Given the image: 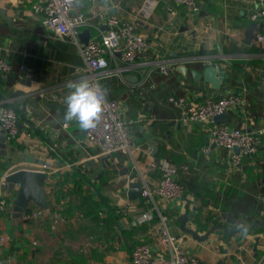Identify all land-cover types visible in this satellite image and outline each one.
Masks as SVG:
<instances>
[{"label": "crops", "instance_id": "obj_1", "mask_svg": "<svg viewBox=\"0 0 264 264\" xmlns=\"http://www.w3.org/2000/svg\"><path fill=\"white\" fill-rule=\"evenodd\" d=\"M36 2L0 0V56L12 65L10 74L0 75V109L14 107L23 126L17 140L6 144V157L0 156V184L15 171L40 169L24 162L22 153L28 149L30 156L50 166L39 183L45 206L30 201L24 213L38 210L40 217L24 220L22 215L19 223L12 224L7 209L15 192L7 196L6 189L0 188L9 201L0 215V236L10 240L9 246H0V260L9 264H130L132 248L141 240L150 243L154 256L163 253L158 244L161 214L167 218L169 234L187 255L206 264H264V139L258 152L233 170L226 151L210 146L207 154L203 152L209 143L206 126L182 121L179 109L167 102L169 95L201 102L240 92L244 106L228 112L224 122L247 131L264 126V20H249L256 0H199L195 13L164 0H79L75 4L74 12L87 19L81 34L87 32L88 38L109 15H116L132 21L148 44L137 59L139 65L121 74L111 67L99 75V82L105 97L120 103L121 117L130 123V147L138 149L139 164L165 160L178 168L177 178L186 189L184 199L156 201L154 211L141 197L127 199V177L103 168L106 159L107 167L121 163L133 171L127 153L97 158L98 149L84 142V130L75 121L64 122L66 85L83 77L82 60L72 42L42 26L41 17L32 12ZM147 2L153 9L145 19L139 12ZM154 62L173 66L162 75ZM215 63L225 69L227 79L220 90L193 82L190 71L201 72ZM20 66L35 76L38 96H10L18 75L23 77ZM182 67L184 73L178 70ZM158 179L156 172L148 175L150 184ZM221 210L232 213L246 227L256 226L248 234L228 238L218 231L205 242L180 230V214L188 215L194 228L200 220L208 223L220 216ZM144 214L147 220H142ZM203 233L204 229L198 231ZM33 242L36 246L31 248Z\"/></svg>", "mask_w": 264, "mask_h": 264}, {"label": "built area", "instance_id": "obj_2", "mask_svg": "<svg viewBox=\"0 0 264 264\" xmlns=\"http://www.w3.org/2000/svg\"><path fill=\"white\" fill-rule=\"evenodd\" d=\"M79 0H38L32 5V12L41 17L42 26L53 33L57 38L69 40L76 47L77 54L82 60L83 77L98 86L104 96L103 112L95 128L84 130V142L92 148L98 149L97 158H104L116 153H127L133 164V172L141 184L140 197L151 204V209L156 210V201L170 203L181 201L185 197V186L178 180V168L165 160L150 162L141 166L135 158L138 149H131L128 125L121 117L120 103L108 100L105 90L100 87L99 75L113 67L114 71L121 74L128 69L139 65L137 59L148 48L146 40L135 31V24L116 15H109L97 28V33L87 38L83 43L79 35L88 22L83 13L74 12L75 4ZM166 3L184 7L188 12L195 13L200 9L199 0H164ZM153 9L147 2L140 9L139 14L145 19ZM251 22L264 20V0H256L254 8L249 15ZM258 42L263 37H257ZM160 74L167 75L173 64L170 62L153 63ZM12 72L9 61L0 56V75ZM19 73L25 79H31L32 74L19 67ZM82 77V78H83ZM167 102L180 111L182 121L204 124L208 134V145L203 149L207 154L210 146L224 150L228 153V163L235 170L241 167L243 161L254 156L262 145L264 139V126L251 131L231 127L226 122H215L214 118L228 112L238 110L245 104L244 95L240 92H228L218 97L206 98L201 102H193L186 96L169 95ZM19 116L10 105L0 109V131L4 134L5 144H12L19 135ZM27 126V125H25ZM66 127L65 125L63 126ZM234 148L238 152L233 151ZM50 166L44 163L39 172H45ZM156 172L159 176L156 184H150L148 175ZM0 188L6 186L2 181ZM8 198L0 194V215L8 208ZM41 212L31 210L23 214L24 220H33L40 217ZM158 244L163 253L156 256L152 254V247L148 241L141 240L134 247L129 256L130 264H206L194 256L187 255L171 236L166 227L167 218L158 214ZM147 215H142V220H147ZM10 240L0 236V246H9ZM36 243H31L34 248ZM1 255V248H0Z\"/></svg>", "mask_w": 264, "mask_h": 264}, {"label": "water", "instance_id": "obj_3", "mask_svg": "<svg viewBox=\"0 0 264 264\" xmlns=\"http://www.w3.org/2000/svg\"><path fill=\"white\" fill-rule=\"evenodd\" d=\"M2 15V11L0 10ZM88 38L87 32H83L79 35L80 41L83 43L86 42ZM182 73L185 72L184 67L178 69ZM193 82L199 83L203 82L208 84L212 90H220L221 84L227 79L225 78V69L221 67L219 63L210 64L203 68L201 72L190 71ZM18 82L14 85V90L11 97H34L37 95L38 83L35 82V76H33L32 81L25 79L18 75ZM38 96V95H37ZM38 98V97H37ZM228 118V114H223L214 118L215 122H224ZM19 130H22L23 126L21 122H18ZM4 134L0 133V156L6 157V144L4 142ZM235 153L238 152L237 148H234ZM23 160L27 164H33L35 166H41L43 164V159L33 158L30 156L28 149H25L22 153ZM105 160H102L103 168H108L110 170L116 171L120 177H127L128 191L126 192V197L128 200H134L140 197L141 191H134L133 189H140L141 184L135 182L136 174L131 171L127 166H123L121 163H115L112 166H106ZM155 162H158L156 160ZM48 163V162H45ZM45 178L43 172L35 170H18L13 173H10L5 178V189L6 195L9 196L15 192L11 206L7 209V212L12 215V224H17L21 221V217L24 213V210L30 201H34L39 206H45V200L43 197V191L39 187V183L42 182ZM189 217L186 214L179 215L180 230L188 235H190L197 242H205L208 237L212 234H215L218 231H222L225 238L231 237L235 234L242 233L248 234L253 231V227L256 224L250 226H245L244 222L234 218L232 213H225L224 210H221L220 216L213 218L208 223H205L200 220V224L191 227V224L188 223ZM223 224H219L220 222ZM212 226H209L211 225ZM209 226V227H208ZM204 229V233L199 235L198 231ZM0 264H9L8 261H1Z\"/></svg>", "mask_w": 264, "mask_h": 264}, {"label": "clouds", "instance_id": "obj_4", "mask_svg": "<svg viewBox=\"0 0 264 264\" xmlns=\"http://www.w3.org/2000/svg\"><path fill=\"white\" fill-rule=\"evenodd\" d=\"M63 98L65 123L75 121L81 130L95 128L103 112L104 96L98 86L83 77L70 81Z\"/></svg>", "mask_w": 264, "mask_h": 264}, {"label": "trees", "instance_id": "obj_5", "mask_svg": "<svg viewBox=\"0 0 264 264\" xmlns=\"http://www.w3.org/2000/svg\"><path fill=\"white\" fill-rule=\"evenodd\" d=\"M14 108V107H13ZM15 109V108H14ZM16 110V109H15ZM17 111V110H16ZM17 113H18V116H19V119H20V113L17 111ZM88 197H86V200L85 201H89V202H91L90 201V199H87ZM96 206H97V204H95Z\"/></svg>", "mask_w": 264, "mask_h": 264}]
</instances>
